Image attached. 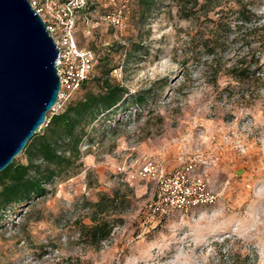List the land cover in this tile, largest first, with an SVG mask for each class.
<instances>
[{
    "label": "rangeland",
    "instance_id": "1",
    "mask_svg": "<svg viewBox=\"0 0 264 264\" xmlns=\"http://www.w3.org/2000/svg\"><path fill=\"white\" fill-rule=\"evenodd\" d=\"M262 26L264 0H158L144 16L132 0L119 30L91 3L77 40L96 65L75 97L112 70L146 101L98 125L81 167L43 197L0 213V264H264V81L244 93L230 74L260 66L264 80ZM133 46L141 51L126 59ZM145 156L170 167L196 160L217 204L152 218L155 185L118 169ZM96 224L104 232L94 237Z\"/></svg>",
    "mask_w": 264,
    "mask_h": 264
},
{
    "label": "trees",
    "instance_id": "2",
    "mask_svg": "<svg viewBox=\"0 0 264 264\" xmlns=\"http://www.w3.org/2000/svg\"><path fill=\"white\" fill-rule=\"evenodd\" d=\"M157 1L138 0L142 15L150 12ZM243 21L252 23L251 17L246 16V13ZM259 29L264 30V26L255 30ZM140 51V46H133L125 52L126 59ZM122 66L124 68V62ZM262 69L260 66L253 71H249L250 68H234L230 72L234 78L232 81L236 84L233 89L240 88L244 93L259 90L264 81L259 75ZM111 71L106 74L104 72L97 78L96 91L90 90L80 97L74 96L62 111L47 116L44 128L35 133L22 152L26 163L14 161L0 174V213L13 207L20 208L23 204L43 197L47 192V184L67 177L81 167L80 146L98 125L111 121V117L115 118L120 114L130 99H134L136 105H142L146 101L139 94H131L127 88L114 82L110 78ZM91 228L94 237L104 232V226L100 224Z\"/></svg>",
    "mask_w": 264,
    "mask_h": 264
},
{
    "label": "water",
    "instance_id": "3",
    "mask_svg": "<svg viewBox=\"0 0 264 264\" xmlns=\"http://www.w3.org/2000/svg\"><path fill=\"white\" fill-rule=\"evenodd\" d=\"M59 50L29 0H0V174L58 103Z\"/></svg>",
    "mask_w": 264,
    "mask_h": 264
},
{
    "label": "built area",
    "instance_id": "4",
    "mask_svg": "<svg viewBox=\"0 0 264 264\" xmlns=\"http://www.w3.org/2000/svg\"><path fill=\"white\" fill-rule=\"evenodd\" d=\"M56 43L59 55L56 67L61 82L58 103L51 114L59 113L88 82L95 70L96 55L79 45L77 27L80 16L96 2L106 7L111 25L119 30L132 0H29ZM84 11L83 13H81ZM123 66L116 68V76ZM120 74V75H119ZM48 121V120H47ZM46 121V122H47ZM46 125V124H45ZM129 180H141L155 185L150 206L152 218L162 219L173 213L189 214L195 209L217 204L218 195L198 172L196 160L169 168L163 159L145 156L137 168L118 166Z\"/></svg>",
    "mask_w": 264,
    "mask_h": 264
},
{
    "label": "crops",
    "instance_id": "5",
    "mask_svg": "<svg viewBox=\"0 0 264 264\" xmlns=\"http://www.w3.org/2000/svg\"><path fill=\"white\" fill-rule=\"evenodd\" d=\"M169 168H172V167H170V166H168Z\"/></svg>",
    "mask_w": 264,
    "mask_h": 264
}]
</instances>
